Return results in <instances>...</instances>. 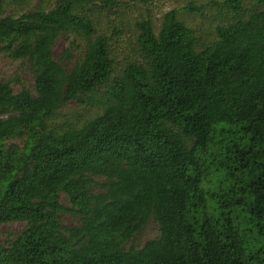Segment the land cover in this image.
I'll use <instances>...</instances> for the list:
<instances>
[{
	"label": "trees",
	"instance_id": "1",
	"mask_svg": "<svg viewBox=\"0 0 264 264\" xmlns=\"http://www.w3.org/2000/svg\"><path fill=\"white\" fill-rule=\"evenodd\" d=\"M123 1L152 0H0L35 79H0V225L25 224L0 264H264V0L190 2L194 25Z\"/></svg>",
	"mask_w": 264,
	"mask_h": 264
},
{
	"label": "rangeland",
	"instance_id": "2",
	"mask_svg": "<svg viewBox=\"0 0 264 264\" xmlns=\"http://www.w3.org/2000/svg\"><path fill=\"white\" fill-rule=\"evenodd\" d=\"M56 0H30V8H37L38 6H48L54 5ZM208 0H152L149 4H137L134 5L130 2L123 1L128 4V7L123 5L119 6V14H116L115 9H113L112 19H117L118 16L128 12L124 15L128 17L131 21L134 18L140 17H151L156 21V23L160 22L162 16L172 10L178 9L189 24H193L196 21H202V17L195 15L194 13H190L186 8L190 2H194L197 5H200L203 2H207ZM206 21V18L203 19ZM158 25V24H156ZM78 42H73V37H68L66 35H62L55 43L53 52L56 59H60L64 51L71 46V53L77 58L81 52V49L77 47ZM70 64V63H69ZM16 77H20L23 81L31 88H34L35 79L32 75V71L29 65L25 62L21 61H13L8 56L4 54H0V79H15ZM20 85L14 83L15 91L20 89ZM60 116L66 118H74L79 117L82 120L87 119L91 114L92 110L85 109L83 106L78 105L76 103H70L64 106L59 111ZM63 204L67 205L68 200L63 195L62 196ZM64 220L66 225H74L75 222L72 217L68 214L64 215ZM24 223L22 222H14L9 224L0 225V243L7 244L9 242V238L12 237L15 233L21 231L24 228ZM159 235V227L155 222H151L142 233L133 240L134 245L142 246L146 241L152 238H156Z\"/></svg>",
	"mask_w": 264,
	"mask_h": 264
}]
</instances>
